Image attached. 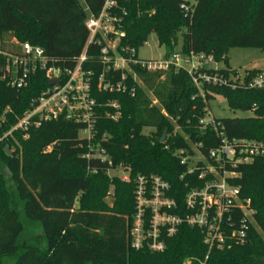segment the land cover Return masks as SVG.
Returning a JSON list of instances; mask_svg holds the SVG:
<instances>
[{"label":"trees","instance_id":"1","mask_svg":"<svg viewBox=\"0 0 264 264\" xmlns=\"http://www.w3.org/2000/svg\"><path fill=\"white\" fill-rule=\"evenodd\" d=\"M104 1L0 0V264H182L186 258H202L207 251L202 232L187 225L166 238L162 252L131 248L133 179L160 176L179 205L188 189L201 183L199 169L187 174L180 159L193 153L192 146L213 163L209 151L219 146V133L228 141L264 143V88L204 84L198 89L182 69L150 72L132 65L141 85L131 75L124 83L134 87L133 94L98 90L101 74L114 83L121 77L120 70L106 71L98 44L86 47L83 68L91 72V95L96 100L91 144L104 149L109 162L88 157L93 150L80 136L84 125L61 117L4 136L31 99L47 87V79L38 70L26 86L8 85L2 79L3 53L18 55L21 44L29 42L43 48L48 65L71 69L87 42L85 19L98 13ZM111 13L121 19L119 50L137 51L154 32L164 56L175 51L203 53L226 61L230 46L264 51V0H117ZM210 71L235 74L230 68ZM257 72L247 70L245 80ZM215 97L225 99L231 109L252 111L253 116L215 119V127H202L207 102ZM112 102L118 105L116 120L106 115L116 111ZM175 125L181 131L174 130ZM145 127L153 131L145 133ZM120 164L130 168L129 182L107 176ZM3 165L10 173L6 178ZM224 169L235 173L227 180L249 200L253 221L243 243L213 249L207 264H264V156L226 163ZM109 188L115 199L112 205L104 201ZM33 228L38 234L29 232Z\"/></svg>","mask_w":264,"mask_h":264},{"label":"built area","instance_id":"2","mask_svg":"<svg viewBox=\"0 0 264 264\" xmlns=\"http://www.w3.org/2000/svg\"><path fill=\"white\" fill-rule=\"evenodd\" d=\"M116 5L117 0H105L98 13L88 14L84 22L88 30L87 42L71 69L48 65L43 48L29 42L21 44L18 55L3 53L5 63L2 79L7 80L8 85L24 87L28 84L30 75L38 70H43L47 79V87L31 99L22 117L4 136L14 130H26L61 117L84 125L80 136L87 140L88 147L93 150L88 157L109 162L105 150L91 144L97 110L96 100L91 95V72L83 68L86 47L89 44L101 45V61L107 64L106 71L111 69L121 72L120 81L115 83L110 78H104V73L101 74L97 83L98 90H127L133 94L134 87L127 88L124 83L128 75L132 76L133 81L138 80L132 65H138L150 72L165 71L169 68L182 69L198 89L204 84L230 87L242 84L248 88H264V71L257 72L248 80H240L236 72L224 76L217 71H210L218 70L211 67V64L215 63L212 55L181 54L175 51L158 59L140 60L136 57L134 48L120 47L119 50L120 37L123 36L121 19L111 13ZM49 80L56 81L49 85ZM110 106L116 111L106 115L116 120L118 105L112 102ZM204 116H207V113ZM200 124L202 127H215V119L206 121L203 117ZM218 135L219 146L209 151L213 163L201 155L196 146H192L193 153L187 152L185 156H180L181 163L187 165V174L199 169L197 180L201 183L191 186L179 205L169 196L170 184L160 176L138 175L133 179L135 210L128 233L131 248L162 252L166 248V238L174 236L181 225H187L201 230L202 242L207 251L202 258H186L182 264H207L213 249L222 250L233 243H243L246 240V232L249 224H252L254 211L250 208L249 200L241 197L239 186L227 180L228 177H234L235 173L226 171L224 166L226 163L236 165L250 162L257 156H264V143L249 140L228 141L222 133ZM181 153L182 151H179V154ZM183 175L180 178L184 177ZM119 178L129 182L130 168L122 166Z\"/></svg>","mask_w":264,"mask_h":264},{"label":"rangeland","instance_id":"3","mask_svg":"<svg viewBox=\"0 0 264 264\" xmlns=\"http://www.w3.org/2000/svg\"><path fill=\"white\" fill-rule=\"evenodd\" d=\"M180 40V39H179ZM179 49V43L176 47ZM165 54V49L162 45L158 44L157 36L154 32H151L147 38L146 42L139 46L136 51V57L140 60H150V59H158ZM211 67H215L216 69H225L230 68L237 73V76L240 80H243L247 70L252 71H264V51L259 48L252 47H232L230 46L226 53V61L223 59L219 61H215V63L211 64ZM137 83L141 85L140 81L137 80ZM152 104H156L157 101L152 94L149 96ZM164 112V111H163ZM165 113V112H164ZM207 116H204L206 121L214 119H223V118H245L253 116L252 111H243L239 109H231L228 106V103L225 99L221 97H215L213 99L208 100L207 102ZM182 127L175 125L174 130H180ZM153 131L150 127H145L143 132L151 133ZM167 134H165L164 141L166 139ZM162 137V136H161ZM4 166V165H3ZM123 164H120L116 171H108L107 176H118L120 175L121 167ZM5 178L9 176V170L6 166L3 167ZM112 191L109 188L107 195L104 197V201L108 205H112L114 202V198L111 196ZM32 234H38V230L33 228L29 231Z\"/></svg>","mask_w":264,"mask_h":264},{"label":"water","instance_id":"4","mask_svg":"<svg viewBox=\"0 0 264 264\" xmlns=\"http://www.w3.org/2000/svg\"><path fill=\"white\" fill-rule=\"evenodd\" d=\"M55 81L56 80H49L48 84L51 85V84L55 83ZM165 134H166V132H163L162 137L160 139V142H162V143L164 141ZM5 151H6V153H7L8 156H11V151L9 150L8 147H5Z\"/></svg>","mask_w":264,"mask_h":264}]
</instances>
